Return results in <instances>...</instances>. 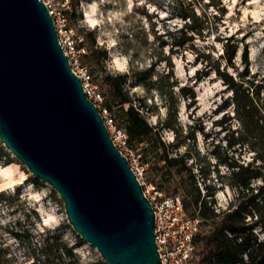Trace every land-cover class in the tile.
<instances>
[{
    "label": "rangeland",
    "instance_id": "1",
    "mask_svg": "<svg viewBox=\"0 0 264 264\" xmlns=\"http://www.w3.org/2000/svg\"><path fill=\"white\" fill-rule=\"evenodd\" d=\"M52 2L60 21L79 37L83 51L77 63L97 91L101 93L105 72L126 74L124 88L132 103L166 144L165 149L150 140L132 145L131 159L134 169L142 171L144 188L156 187L190 204L196 186L202 195L211 186L217 211L236 203L238 190L224 177L231 171L225 161L259 165L264 173V160L258 158L264 145V91L257 97L250 90L257 108L253 122L259 126L249 133L236 114L234 91L218 70L236 82L264 83V0ZM82 28L93 35H80ZM93 36L106 56H83L89 54ZM108 115L124 130L119 107ZM165 151L187 157L194 179L169 171L162 158ZM263 184V178L252 179L253 190L246 192L244 205L252 203ZM185 211L191 217L193 208ZM255 231L264 240V230ZM46 237L72 247L78 264H106L96 248L76 234L52 186L34 178L0 142V247L5 252L0 264H62L46 246Z\"/></svg>",
    "mask_w": 264,
    "mask_h": 264
},
{
    "label": "water",
    "instance_id": "2",
    "mask_svg": "<svg viewBox=\"0 0 264 264\" xmlns=\"http://www.w3.org/2000/svg\"><path fill=\"white\" fill-rule=\"evenodd\" d=\"M0 142L52 186L106 264H162L152 204L43 0H0Z\"/></svg>",
    "mask_w": 264,
    "mask_h": 264
},
{
    "label": "trees",
    "instance_id": "3",
    "mask_svg": "<svg viewBox=\"0 0 264 264\" xmlns=\"http://www.w3.org/2000/svg\"><path fill=\"white\" fill-rule=\"evenodd\" d=\"M79 34L89 37V35H93V31L82 28L79 30ZM91 55L96 57L107 55L105 48L96 45L94 36L89 54L83 56L88 58ZM233 57L234 54L228 60H232ZM247 62L248 57L246 55ZM218 74L228 82L234 91L236 114L243 122L245 130L249 133L253 132L259 124L254 125L253 122L254 112H257V108L253 103V98L250 97V90L253 89L257 97H260V92L264 91V83L255 84L249 80L236 82L232 75L227 72L218 70ZM126 78V74L105 72L100 83L101 95L104 99L103 108L112 111L114 107H119L123 116L122 125L128 135L131 148L133 144H143L146 140H150L165 149L166 144L161 139L160 132L147 120L141 110L132 103L128 92L124 88ZM246 82H250L251 85L244 86ZM127 104L128 107L126 108L125 105ZM262 148H264V145ZM261 150L258 149V158L264 160V153ZM162 158L165 167L169 171L176 169L178 172L188 174L190 179H194L195 175L191 166L187 163V157H173L165 151ZM227 160L225 162H228L231 171L224 177L229 180L228 185L238 190V200L230 208L217 211L213 197L214 189L211 186H206L207 194L202 195V192L196 186V193L191 203L185 202L183 204L184 209H188L191 205L193 208L191 217L198 219L200 224V230L193 240L195 245L194 257L186 264H264V240L255 231L256 227L264 230V205H261L264 203V184L258 188L257 197L253 199L249 206L244 205L242 202L246 192L253 190L251 186L252 179H264L262 167ZM248 216H251L250 220H248ZM15 235L22 238V234L19 232H16ZM46 241V246L52 253L57 254V258L61 260L62 264H78L73 248L66 242L60 241L58 238L51 239V237H46ZM78 241L80 243L81 239L78 238ZM1 253L4 254L5 252L0 247Z\"/></svg>",
    "mask_w": 264,
    "mask_h": 264
},
{
    "label": "built area",
    "instance_id": "4",
    "mask_svg": "<svg viewBox=\"0 0 264 264\" xmlns=\"http://www.w3.org/2000/svg\"><path fill=\"white\" fill-rule=\"evenodd\" d=\"M50 9L55 20V25L59 35L60 43L69 56L74 72L79 75L83 82L86 95L99 108L109 132L116 146L126 156L137 174L142 185V171L134 169L131 157L134 150L129 146L128 135L125 130L116 126L114 119L110 118L108 111L103 108V96L97 91V87L91 82V77L87 70L77 63L78 55L83 51L77 42L79 37L74 30L67 28L58 18L57 12L53 8L52 0H43ZM144 187V186H143ZM145 195L152 204L155 213L156 243L161 256L162 264H186L193 257L195 252L194 237L200 230L199 220L189 217L184 209L182 200L179 197H171L156 187L144 188Z\"/></svg>",
    "mask_w": 264,
    "mask_h": 264
}]
</instances>
